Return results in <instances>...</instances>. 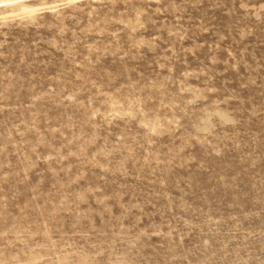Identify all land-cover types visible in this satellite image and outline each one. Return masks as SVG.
Listing matches in <instances>:
<instances>
[{
    "label": "rangeland",
    "instance_id": "rangeland-1",
    "mask_svg": "<svg viewBox=\"0 0 264 264\" xmlns=\"http://www.w3.org/2000/svg\"><path fill=\"white\" fill-rule=\"evenodd\" d=\"M0 264H264V0L0 7Z\"/></svg>",
    "mask_w": 264,
    "mask_h": 264
},
{
    "label": "clouds",
    "instance_id": "clouds-1",
    "mask_svg": "<svg viewBox=\"0 0 264 264\" xmlns=\"http://www.w3.org/2000/svg\"><path fill=\"white\" fill-rule=\"evenodd\" d=\"M0 7L4 8L5 10H8L15 8L16 4H13L11 0H0Z\"/></svg>",
    "mask_w": 264,
    "mask_h": 264
},
{
    "label": "snow or ice",
    "instance_id": "snow-or-ice-1",
    "mask_svg": "<svg viewBox=\"0 0 264 264\" xmlns=\"http://www.w3.org/2000/svg\"><path fill=\"white\" fill-rule=\"evenodd\" d=\"M11 2H12L13 4H18V3L20 2V0H11ZM25 11H27V9H25Z\"/></svg>",
    "mask_w": 264,
    "mask_h": 264
}]
</instances>
